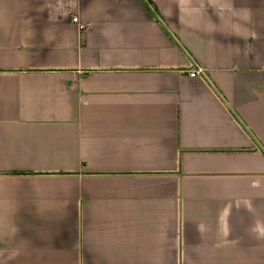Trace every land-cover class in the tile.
<instances>
[{
	"label": "crops",
	"instance_id": "obj_1",
	"mask_svg": "<svg viewBox=\"0 0 264 264\" xmlns=\"http://www.w3.org/2000/svg\"><path fill=\"white\" fill-rule=\"evenodd\" d=\"M145 1L0 0V264H264V0Z\"/></svg>",
	"mask_w": 264,
	"mask_h": 264
},
{
	"label": "built area",
	"instance_id": "obj_2",
	"mask_svg": "<svg viewBox=\"0 0 264 264\" xmlns=\"http://www.w3.org/2000/svg\"><path fill=\"white\" fill-rule=\"evenodd\" d=\"M71 21L77 25L78 29L81 30L85 28L84 25L78 21L77 17L73 16L71 18ZM186 73L190 77L198 76V77L206 78L203 69L198 66L189 68Z\"/></svg>",
	"mask_w": 264,
	"mask_h": 264
},
{
	"label": "trees",
	"instance_id": "obj_3",
	"mask_svg": "<svg viewBox=\"0 0 264 264\" xmlns=\"http://www.w3.org/2000/svg\"><path fill=\"white\" fill-rule=\"evenodd\" d=\"M143 4H144V6L148 9L149 8V6H148V1H145V0H140Z\"/></svg>",
	"mask_w": 264,
	"mask_h": 264
}]
</instances>
